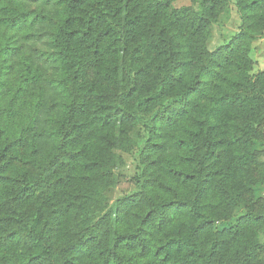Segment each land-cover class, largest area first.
<instances>
[{
  "label": "trees",
  "instance_id": "trees-1",
  "mask_svg": "<svg viewBox=\"0 0 264 264\" xmlns=\"http://www.w3.org/2000/svg\"><path fill=\"white\" fill-rule=\"evenodd\" d=\"M188 1L0 0V264H264V0Z\"/></svg>",
  "mask_w": 264,
  "mask_h": 264
},
{
  "label": "rangeland",
  "instance_id": "rangeland-1",
  "mask_svg": "<svg viewBox=\"0 0 264 264\" xmlns=\"http://www.w3.org/2000/svg\"><path fill=\"white\" fill-rule=\"evenodd\" d=\"M172 5L174 8H182L190 6L188 0H172ZM239 27V18L236 13L233 4H230L227 10L221 15L219 23L214 26L212 31V36L208 41L209 50H214L215 48L227 43L236 34ZM251 59L253 62V73L263 72L264 73V34L254 45L251 52ZM257 151L264 156V145H258ZM123 158L124 166L119 168L120 176L117 184L106 192V197L110 203L115 200L121 199L127 195L135 192L134 188V178L137 174L135 168V162L131 156L128 154H120ZM256 196L258 198L264 197V185L259 186L256 191ZM244 210L239 207L233 216V219L227 223L217 224V228L221 229L226 226L233 225L235 221L243 216Z\"/></svg>",
  "mask_w": 264,
  "mask_h": 264
}]
</instances>
